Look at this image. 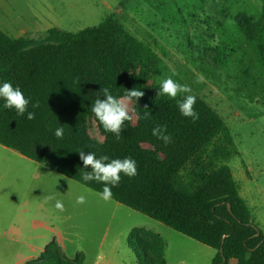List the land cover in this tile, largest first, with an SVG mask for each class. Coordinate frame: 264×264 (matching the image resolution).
<instances>
[{
    "label": "trees",
    "instance_id": "obj_1",
    "mask_svg": "<svg viewBox=\"0 0 264 264\" xmlns=\"http://www.w3.org/2000/svg\"><path fill=\"white\" fill-rule=\"evenodd\" d=\"M257 3L254 11L242 10L232 17L239 36L234 47L223 41L216 46L195 45L198 61L211 60L228 69L232 55L240 51L244 58L254 53L264 67V0ZM169 73L163 59L113 16L77 33L50 29L40 40L11 37L0 29V85L18 86L30 98L28 111L35 113L32 120L27 113L19 116L0 98V145L97 193L104 185L82 179L91 167L84 168L79 151L94 152L97 158L107 155L110 160L131 157L138 175L129 178L121 173L112 200L215 249L211 264H264V234L226 164L238 154L234 136L195 93H191L197 98L195 122L181 115L177 106L181 96L158 95L162 81L172 77ZM103 88L117 98L133 88L144 93L129 103L132 119L125 122L119 139L104 130L91 110L98 97L104 98ZM36 102L39 107L33 108ZM146 112H150L147 119ZM90 119L103 142L90 136ZM157 125L167 126L171 144L153 136ZM58 127L64 129L62 139L54 135ZM127 242L139 264H165V243L158 234L136 228ZM83 261L82 254L68 260L54 239L39 260L29 264Z\"/></svg>",
    "mask_w": 264,
    "mask_h": 264
},
{
    "label": "rangeland",
    "instance_id": "obj_2",
    "mask_svg": "<svg viewBox=\"0 0 264 264\" xmlns=\"http://www.w3.org/2000/svg\"><path fill=\"white\" fill-rule=\"evenodd\" d=\"M191 1L0 0V29L11 37L40 40L50 29L77 33L109 16L118 19L163 59L173 79L190 86L230 128L238 154L226 164L264 234V67L251 52L246 58L240 51L233 54L226 69L211 60L198 61L193 50L195 45L216 46L220 41L234 47L239 36L232 17L242 10L254 11L258 3ZM199 76L203 82H197ZM88 127L90 136L103 142L93 119ZM82 194L86 203L76 204ZM49 195L55 199L46 200ZM56 200L63 202L64 211L55 208ZM136 228L164 240L165 264H211L216 254L215 249L112 199L105 202L99 193L0 145V264H29L22 262L26 256L38 261L41 250L54 239L61 241L70 261L82 254L83 264H139L127 242Z\"/></svg>",
    "mask_w": 264,
    "mask_h": 264
},
{
    "label": "clouds",
    "instance_id": "obj_3",
    "mask_svg": "<svg viewBox=\"0 0 264 264\" xmlns=\"http://www.w3.org/2000/svg\"><path fill=\"white\" fill-rule=\"evenodd\" d=\"M203 76L197 78V82H203ZM103 99L97 98L92 105V112L103 126L104 130L113 133L117 139L120 138L124 124L130 121L132 116L129 115V103L137 101L143 97L144 93L136 88L126 90V94L122 98L114 97L108 88L101 89ZM192 93L190 86L180 84L173 80L172 77L164 79L160 85L158 95H166L169 98L176 99L178 96L182 98L177 101L178 109L182 116L191 118L193 122L199 119V113L195 110L196 96ZM0 98H3L6 109H15L19 116H24L27 113V119L35 118L34 112L28 111L30 98H26L21 89L14 87L10 82H4L0 85ZM33 108L39 107V102L32 105ZM150 112H146L144 118L147 119ZM167 126L157 125L152 129V134L157 139L163 141L165 145L172 143V137L166 134ZM64 134L63 127L56 128L54 135L58 139H62ZM80 160L83 162L84 168L91 167V171L82 173V179L87 182H98L104 185L99 196L105 202L112 198V188L118 187L121 181V173L129 178H134L138 175L136 161L131 157L124 159H111L107 155H101L97 158L96 153L79 151ZM54 195H49L46 200H54ZM86 203V196L79 195L76 198V204ZM55 208L64 211V204L60 200H56Z\"/></svg>",
    "mask_w": 264,
    "mask_h": 264
},
{
    "label": "crops",
    "instance_id": "obj_4",
    "mask_svg": "<svg viewBox=\"0 0 264 264\" xmlns=\"http://www.w3.org/2000/svg\"><path fill=\"white\" fill-rule=\"evenodd\" d=\"M3 148H6V147H4L3 146ZM9 149V148H8ZM15 152V151H14ZM19 156H20V158H25L24 156H22V155H20L19 153H17ZM27 159V158H26ZM36 228V227H35ZM57 242H58V244L60 245V243H61V241L60 240H58V239H55ZM61 246V245H60ZM44 250H41V252H43ZM40 252V253H41ZM42 254V253H41ZM37 258H36V256H26V257H24L23 258V260H22V262H30L31 263V261H35Z\"/></svg>",
    "mask_w": 264,
    "mask_h": 264
},
{
    "label": "water",
    "instance_id": "obj_5",
    "mask_svg": "<svg viewBox=\"0 0 264 264\" xmlns=\"http://www.w3.org/2000/svg\"><path fill=\"white\" fill-rule=\"evenodd\" d=\"M228 207H229V209H231V206L230 205H228ZM257 235H259V233ZM221 252H222V250H221ZM224 262H225V260H224Z\"/></svg>",
    "mask_w": 264,
    "mask_h": 264
}]
</instances>
